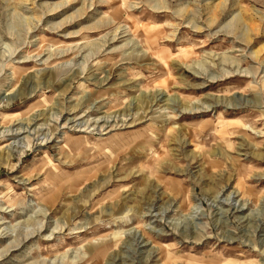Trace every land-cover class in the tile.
I'll return each mask as SVG.
<instances>
[{"label":"rangeland","instance_id":"obj_1","mask_svg":"<svg viewBox=\"0 0 264 264\" xmlns=\"http://www.w3.org/2000/svg\"><path fill=\"white\" fill-rule=\"evenodd\" d=\"M35 119L0 264H264V0H0V124Z\"/></svg>","mask_w":264,"mask_h":264},{"label":"bare ground","instance_id":"obj_2","mask_svg":"<svg viewBox=\"0 0 264 264\" xmlns=\"http://www.w3.org/2000/svg\"><path fill=\"white\" fill-rule=\"evenodd\" d=\"M238 17H239V16H238ZM213 18H214V17H213ZM235 25H236V23H235ZM240 25H243V21H242L241 19H239V20L237 21V27H240ZM241 28H242V26H241ZM244 32H245V31H244ZM244 34H245V33H244ZM246 35H247V34H246ZM248 38H249V37H248ZM105 42H106V41H105ZM105 42L103 41V44L100 45L99 48L102 47V46L105 44ZM105 45H106V44H105ZM104 47H105V46H104ZM102 48H103V47H102ZM69 50L71 51V49H69ZM78 50H79V49H78ZM100 50H101V49H100ZM70 51H69V52H70ZM79 52H80V51H79ZM66 53H67L66 50H63V51H61L59 54L62 55V56H64V55H66ZM73 53H74V52H73ZM255 54H256V56H257L258 53L256 52ZM65 64H66V63H65ZM33 121H34V122H33ZM35 121H36V119H35V120H31V124L29 123V125H28V124H25V125L22 124V125H21L20 127H18L17 129H14V128H13V129H10L9 127L1 126V124H0V126H1L0 129H1V128H5L4 131L2 132V134H5V133H8V134H9V133H11V134H9V135L15 137V136H19V135L22 134L23 132H27V133H29L30 131L28 130V127H29V126H31V127L34 126ZM24 126H25V127H24ZM26 126H28L27 129H26ZM31 127H30V128H31ZM6 128H9V129H6ZM23 134H24V133H23ZM14 143H15V142H13L11 145H13L14 147H17L18 145H15ZM14 147H13V148H14ZM32 234H33V233H32ZM15 247H16V246H15Z\"/></svg>","mask_w":264,"mask_h":264}]
</instances>
